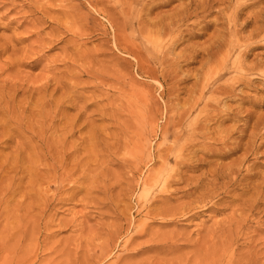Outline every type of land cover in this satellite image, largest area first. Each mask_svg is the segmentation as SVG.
<instances>
[{
	"label": "rangeland",
	"instance_id": "1",
	"mask_svg": "<svg viewBox=\"0 0 264 264\" xmlns=\"http://www.w3.org/2000/svg\"><path fill=\"white\" fill-rule=\"evenodd\" d=\"M153 1L0 0V264H264V0Z\"/></svg>",
	"mask_w": 264,
	"mask_h": 264
},
{
	"label": "bare ground",
	"instance_id": "2",
	"mask_svg": "<svg viewBox=\"0 0 264 264\" xmlns=\"http://www.w3.org/2000/svg\"><path fill=\"white\" fill-rule=\"evenodd\" d=\"M131 1H133V0H126V3H127V5H128V7H129V5L131 4ZM151 1V0H150ZM158 1H160L161 3L158 5V6H160V7H165V6H167V5H170V4H173L176 0H158ZM178 1V0H177ZM182 1H184V0H182ZM193 1V0H192ZM200 1V0H199ZM203 1V0H202ZM204 1H206V0H204ZM215 1V0H214ZM152 2L153 3H155V1H153L152 0ZM152 2H151V4H152ZM187 2H189V1H187ZM194 2L196 3V1L194 0ZM194 2H189V4H184V2H183V4L184 5H182L183 7H181L180 8V3L182 4V2H177V3H179V5L180 6H177V8H179V9H175V10H173L172 11V15H170V18H169V20H168V23L167 24H164L163 25V27H161V30H162V28H164V27H166V28H168L169 30H172V28H174V26H178V25H181L182 23L183 24H185L184 22H187V23H189V19L191 18V17H189V15H190V11H189V7L192 5V4H194ZM211 3H212V1L210 2V3H208V4H210L211 5ZM215 3V2H214ZM150 4V3H149ZM158 4V3H157ZM197 4V3H196ZM199 4H200V2H199ZM208 4L206 5V3L203 5V7L202 8H204L205 7V5L206 6H208ZM154 5V4H153ZM195 5V4H194ZM201 5V6H202ZM209 5V6H210ZM152 6V5H151ZM196 6V5H195ZM146 7V6H145ZM153 7H155V6H152L151 8H153ZM156 7H157V5H156ZM193 7V6H192ZM198 7V6H197ZM201 8V7H200ZM200 8H199V10H200ZM201 8V9H202ZM161 9V8H160ZM195 9H196V7H195ZM239 9V8H238ZM192 10H194V9H192ZM204 10H205V8H204ZM198 11V10H197ZM194 12V11H193ZM58 13V12H57ZM192 13V12H191ZM201 13V12H200ZM194 15H196V12H194ZM202 16V15H201ZM202 19V18H201ZM200 19V20H201ZM140 21V20H139ZM143 23V22H142ZM155 23V22H154ZM149 24V23H148ZM195 24V23H194ZM140 25V28H141V24H139ZM185 26V25H184ZM116 27V26H115ZM143 27H144V25H143ZM178 28H180V27H178ZM186 28V27H185ZM176 29V28H175ZM142 30H143V28H142ZM174 30V29H173ZM159 31V30H158ZM163 31V30H162ZM121 38V37H120ZM125 44V43H124ZM133 56V55H132ZM171 66V65H170ZM244 67V66H243ZM249 68V67H248ZM254 69V68H253ZM246 70H247V68H246ZM250 72H252V71H250ZM249 72V73H250ZM251 74V73H250ZM252 75V74H251ZM242 82V81H241ZM220 87V86H219ZM222 91V90H221ZM227 91V90H226ZM228 92V91H227ZM228 95V94H227ZM218 96V95H217ZM235 96V95H234ZM220 98V97H219ZM210 104V103H209ZM212 105V104H211ZM213 107V106H212ZM226 111V110H225ZM189 113V112H188ZM240 113V112H239ZM244 113V112H243ZM180 115V114H179ZM184 115V114H183ZM214 115H216L217 116V114H214ZM215 116V117H216ZM240 116V115H239ZM183 117V116H182ZM184 117H185V115H184ZM205 117V116H204ZM213 117V116H212ZM224 117V116H223ZM220 118V117H219ZM226 118V117H225ZM211 119V118H210ZM230 119V118H229ZM258 119V118H257ZM221 120V119H220ZM224 120V119H223ZM226 120V119H225ZM211 121H213V120H211ZM233 121V120H232ZM250 121V120H249ZM221 122H222V120H221ZM216 123V122H215ZM237 123V122H236ZM239 123V122H238ZM245 124V123H244ZM191 125V124H190ZM208 125V124H207ZM222 125V124H221ZM262 125V124H261ZM219 126V125H218ZM243 127V126H242ZM245 127H246V124H245ZM199 128V127H198ZM201 128V127H200ZM213 128V127H212ZM229 128V127H228ZM256 128V127H255ZM234 129V128H233ZM243 129V128H242ZM241 129V130H242ZM205 130V129H204ZM237 130H240V129H238L237 128ZM245 131V130H244ZM220 132V131H219ZM227 132V131H226ZM242 132H243V130H242ZM262 132V130L260 131V133ZM264 132V131H263ZM196 133V132H195ZM258 133V132H257ZM215 134V133H214ZM242 134V133H241ZM245 134V133H244ZM220 135V134H219ZM240 135V134H239ZM212 136V135H211ZM215 138V137H214ZM241 138V137H240ZM258 139H259V137H258ZM263 139V138H262ZM196 140V139H195ZM213 140V139H212ZM264 140V139H263ZM215 141V140H214ZM262 141V140H261ZM206 142V141H205ZM234 142V141H233ZM263 142V141H262ZM227 143V142H226ZM243 143H245V141L243 142ZM222 144V143H221ZM233 144H235L236 145V143H233ZM256 144H257V142H256ZM229 145V144H228ZM197 146V145H196ZM230 146V145H229ZM232 146H234V145H232ZM257 146V145H256ZM245 147V146H244ZM252 147V146H251ZM237 148V147H236ZM258 148V147H257ZM261 148V147H260ZM202 149V148H201ZM222 149V148H221ZM230 149V148H229ZM235 149V148H234ZM214 150H215V148H214ZM201 151V150H200ZM230 151V150H229ZM233 151V150H232ZM226 153V152H225ZM253 153H256V151L255 152H253ZM256 156H257V154H256ZM255 155H254V157H256ZM234 158V157H233ZM193 159V158H192ZM191 159V160H192ZM190 160V162H192ZM194 160V159H193ZM209 161V160H208ZM182 163L184 162V160H182L181 161ZM196 162H197V160H196ZM202 162V161H201ZM200 162V163H201ZM221 163H222V161H220ZM255 162V161H254ZM185 163V162H184ZM195 163V162H194ZM164 164V163H163ZM178 164H179V162H178ZM191 164V163H190ZM187 165V164H186ZM196 166V165H195ZM201 166V165H200ZM249 166V165H248ZM187 167V166H186ZM197 167V166H196ZM199 167V166H198ZM211 167V166H210ZM220 167V166H219ZM230 167V166H229ZM244 167H245V165H244ZM212 168V167H211ZM224 168V167H223ZM241 168V167H240ZM52 169V168H51ZM190 169V168H189ZM199 169V168H198ZM251 169V168H250ZM208 170V169H207ZM243 170V169H242ZM195 171V170H194ZM235 171V170H234ZM233 171V172H234ZM248 171H250V170H248ZM177 172H178V168H177ZM247 172V171H246ZM231 174V173H230ZM235 174V173H234ZM175 175H176V173H175ZM206 175V174H205ZM219 175V174H218ZM187 176V175H186ZM231 176V175H230ZM190 177V176H189ZM236 176L234 175V177L233 178H235ZM240 177V176H239ZM260 177V176H259ZM195 178V177H194ZM249 178V177H248ZM248 178H246V179H248ZM261 178V177H260ZM203 179V178H202ZM224 179V178H223ZM230 179V178H229ZM228 180V179H227ZM234 180V179H233ZM258 180V179H257ZM256 180V181H257ZM228 181H230V180H228ZM179 182V181H178ZM205 182V181H204ZM226 182V181H225ZM233 182V181H232ZM245 182V181H244ZM249 182V181H248ZM247 182V183H248ZM259 182H261V181H259ZM170 183H172V182H170ZM203 183V182H202ZM209 183V182H208ZM255 183H257V182H255ZM186 187H189L191 184H189L187 181H186ZM235 184V183H234ZM193 185V184H192ZM229 185H230V183H229ZM236 185H237V183H236ZM252 185H253V183H252ZM255 185V184H254ZM254 185L252 186V187H254ZM259 185V184H258ZM203 186H205L204 184H203ZM224 186V185H223ZM226 186V185H225ZM224 186V187H225ZM243 186V185H242ZM201 187V186H200ZM197 188V187H196ZM204 188V187H203ZM203 188H202V190H203ZM232 188H234V186L232 187ZM256 188V187H255ZM228 189V188H227ZM246 189V188H245ZM254 188H252V190H253ZM261 189V188H260ZM193 191L194 189H190V191ZM199 190V189H198ZM197 190V191H198ZM219 190H222V189H219ZM189 191V190H188ZM191 191V192H192ZM204 191V190H203ZM213 191V190H212ZM215 191V190H214ZM234 191V190H233ZM253 191H255V189L253 190ZM241 192V191H240ZM172 193H174V192H169V195L164 199V200H167V201H169V200H171L170 199V195L172 194ZM217 193H218V191H217ZM225 193V192H224ZM244 193V192H243ZM247 193V192H246ZM256 193V192H255ZM260 193V192H259ZM263 193V192H262ZM189 194V193H188ZM192 194V193H191ZM235 194V193H234ZM245 194V193H244ZM214 195V194H213ZM212 195V196H213ZM215 195H217V194H215ZM214 195V196H215ZM223 195V194H222ZM233 195V194H232ZM251 195H253V193L251 194ZM241 196V195H240ZM257 196V195H256ZM172 197V196H171ZM196 197V196H195ZM223 197H224V195H223ZM246 197V196H245ZM245 197H243V199H245ZM264 197V196H263ZM197 198V197H196ZM195 198V199H196ZM199 198V199H198ZM197 199L199 200V203H203L204 202V198H205V196H201V197H198ZM208 198V197H207ZM252 198H254V196H252ZM251 198V199H252ZM192 199H193V197H192ZM210 199V198H209ZM229 199V198H228ZM227 199V200H228ZM242 199V198H241ZM247 199V198H246ZM248 199H249V197H248ZM219 200V199H218ZM217 200V201H218ZM231 200V199H230ZM229 200V201H230ZM261 200H262V198H261ZM226 201V200H225ZM243 201V200H242ZM250 201V200H249ZM252 201V200H251ZM263 201V200H262ZM237 202V201H236ZM253 202V201H252ZM196 203V202H195ZM194 203V204H195ZM206 203H207V201H206ZM210 203V202H209ZM208 203V204H209ZM220 203V202H219ZM240 203H242V202H240ZM198 204V203H197ZM204 204H205V202H204ZM214 204V203H213ZM212 204V205H213ZM215 204H216V202H215ZM226 204V203H225ZM230 203H227V205L228 206H230L229 205ZM233 204V203H232ZM196 205V204H195ZM219 205V204H218ZM235 205H236V203H235ZM249 205V204H248ZM253 205V204H252ZM258 205H260V204H258ZM257 205V206H258ZM162 206V205H161ZM199 206V205H198ZM164 207V206H163ZM234 207V206H233ZM238 207V208H237ZM251 207V206H250ZM259 207V206H258ZM263 207V206H262ZM207 208V207H206ZM205 208V209H206ZM211 208V207H210ZM209 208V209H210ZM214 208V207H213ZM212 208V209H213ZM227 208V207H226ZM239 205L238 206H236V209H238V212H239ZM259 208H261V207H259ZM164 209V208H163ZM180 210H182V214H190L191 212H193L192 210H190V206H189V204H185L182 208H179ZM195 209V208H194ZM228 209V208H227ZM229 209H231V208H229ZM262 209V208H261ZM180 210H176V211H180ZM196 210V209H195ZM247 210V209H246ZM249 210H251V209H249ZM256 210H257V207H256ZM259 211V210H258ZM261 211V210H260ZM160 212V211H159ZM246 212V211H245ZM248 212V211H247ZM250 212V211H249ZM237 213V212H236ZM176 212H175V209H172V208H165L164 209V212L161 214V216H163L164 218H174V217H176ZM239 214H240V212H239ZM243 214V213H242ZM249 214V213H248ZM263 214V213H262ZM153 215V214H152ZM158 215V214H157ZM235 215V214H234ZM237 215H238V213H237ZM237 215H235V216H237ZM241 215V214H240ZM239 215V216H240ZM244 215V214H243ZM234 216V217H235ZM239 216H237V217H239ZM244 218L245 217H247V215L245 214L244 216H243ZM241 218V217H240ZM243 218H241V220H240V222H243L244 220H242ZM248 219H250V218H248ZM252 219V218H251ZM234 220H236V218H234ZM170 221V220H169ZM231 221V220H230ZM233 221V220H232ZM234 222H236V223H234ZM240 222H238L237 220L236 221H233V226L235 227V224H236V226H237V223H240ZM247 222V221H246ZM246 222H244V223H246ZM232 224V223H231ZM243 224V223H242ZM241 225V224H240ZM239 225V226H240ZM239 226H237V227H239ZM224 228V227H223ZM236 229V228H235ZM224 230V229H223ZM227 232V231H226ZM254 234V233H253ZM50 256V255H49ZM48 256V257H49ZM48 257H46V258H48ZM52 257H54V256H52ZM48 260V259H47Z\"/></svg>",
	"mask_w": 264,
	"mask_h": 264
}]
</instances>
